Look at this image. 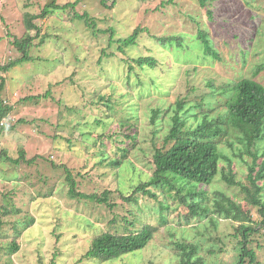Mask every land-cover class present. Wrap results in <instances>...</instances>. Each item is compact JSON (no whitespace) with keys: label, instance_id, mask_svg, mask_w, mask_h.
I'll list each match as a JSON object with an SVG mask.
<instances>
[{"label":"rangeland","instance_id":"rangeland-1","mask_svg":"<svg viewBox=\"0 0 264 264\" xmlns=\"http://www.w3.org/2000/svg\"><path fill=\"white\" fill-rule=\"evenodd\" d=\"M49 1L0 0V66L22 58L13 42L28 32L25 14L39 16ZM75 1L57 0V4L64 6ZM169 1L116 0L112 9H106L102 0H82L77 11L81 15L87 12L92 26L85 20L71 19L68 11L57 10L34 22L40 34L30 55L36 60L22 62L7 73L0 72L7 80L1 99L14 106L6 118L8 124L11 119H33L30 126L19 124L11 131L0 132V206L4 203L2 196L14 192L15 196H11L20 211L2 219L0 247L11 245L16 232H22L18 239L20 251L10 257L8 250H2L0 264H176L164 229L142 252L109 263L86 259L95 236L108 228L113 215L104 207L95 209L86 198L72 199L67 174L63 175V169L52 171L51 166L52 161L66 166L80 184L78 190L82 194L119 188L129 195L152 175V144H159L168 135L172 110L179 97L185 96L188 89L197 88L182 111L191 108L186 116L193 115L195 98L207 91V80L214 79L217 86H222L251 78L257 66L264 67V0H211L206 5L201 0H173L168 4ZM112 4L113 0H107L108 7ZM135 30L139 31L135 45L122 53L119 40L130 37ZM201 31L222 60L205 54L199 40ZM29 33L36 36L34 31ZM48 35L46 43L39 45ZM157 38L168 43L162 45ZM169 39L174 40L171 47ZM178 39L182 46L177 44ZM141 57H153L155 68L134 63ZM255 80L264 85V69ZM111 90L121 100L116 105L113 102L109 109L107 102L98 97L109 95ZM36 96L41 97L35 104L37 108L33 102H24L27 97L37 101ZM156 109L168 115L163 117L162 113L153 123ZM156 127L163 129L155 134ZM129 135L136 136V141ZM22 148L28 160L37 158L33 167L24 166L18 173L1 153L7 150L17 158ZM119 148L128 151L127 161L115 169L106 161L123 157ZM235 162L238 178L248 186L246 167L238 159ZM26 174L31 175V184L22 177ZM208 190L241 199L245 196L239 188L225 185L220 177ZM260 195L264 198V193ZM114 198L120 204L116 210L120 220L129 214L131 220L135 217V231L147 224H158L151 201L139 199L136 207L122 202L119 195ZM168 202L172 205L169 218L173 227L178 226L188 208L174 200ZM244 211H250L260 222L257 209L245 202ZM193 220L191 227L177 230L180 240L198 244L200 256L204 257L211 251H225L218 260L231 264L235 256L232 236L239 224L222 219L215 220L217 225L211 219ZM27 223L30 227L23 231ZM196 226L201 232L205 230L202 235H197ZM260 235L264 238V229ZM259 240L262 246L257 247V252L264 260V240Z\"/></svg>","mask_w":264,"mask_h":264},{"label":"trees","instance_id":"trees-1","mask_svg":"<svg viewBox=\"0 0 264 264\" xmlns=\"http://www.w3.org/2000/svg\"><path fill=\"white\" fill-rule=\"evenodd\" d=\"M81 1L77 0L61 6L57 4V0H50L39 16L26 13L24 22L28 32L22 38H15L13 42L16 49L22 54V58L18 59L19 61L0 66V72L7 73L22 62L36 60L30 55L34 41L40 34V28L34 23L35 20L45 19L55 11L63 9L65 12L68 11L71 19L85 20L89 26H92L93 24L89 23L88 13L85 12L81 15L77 11V6ZM140 1L145 3L147 0ZM201 1L203 5H206L211 0ZM106 3L107 0H102L101 5L106 9H112L116 5V0H113L111 7H108ZM172 3L173 0L168 2V4ZM32 31L36 32V36L30 35L29 32ZM111 33V40H113L114 31L111 30ZM138 34L139 31L135 30L130 37L119 40L122 45L119 49L122 53H126L125 48L135 45ZM48 37L50 36H45L42 44L39 45L46 43ZM157 40L162 45L168 43V40L164 38H157ZM174 40L176 39L174 38ZM174 40L169 39L170 47ZM199 40L202 42L207 56L222 60L221 54L213 48L212 41L208 39L205 32H200ZM177 44L182 46L179 39ZM134 63L140 67L149 65L152 68H155L157 64L153 57H141ZM263 69L264 67L259 65L253 77H243L238 81L226 82L222 86H217L214 79L207 80V91L202 96L198 95L195 98L196 113L193 115L186 116L190 113L191 108L182 111L185 103L189 102L190 96L197 91V88H190L185 96L179 97L175 101V109L172 110L173 114L170 117L172 127L168 135L159 144L156 142L152 144L153 148L150 153L153 159L152 175L142 181L129 195L123 193L119 188L115 191L105 189L90 195L82 194L78 190L80 184L74 174L66 166H57L52 161V171H62L63 169L64 174H62H67L65 179L70 186L69 195L72 199L86 198L92 201L91 204L95 206V209L104 207L109 214L113 215V218L107 223L108 228L99 230L95 236L85 255L86 259L109 263L142 252L164 229V232L167 233L165 235L169 239V248L174 251L176 264H225L218 260L220 254L225 251L217 253L211 251L207 257L200 256V246L186 239H184L185 241L180 240V234L177 233V230L184 229L186 226L191 227L194 224L193 219H197L198 222L211 219L214 225L218 223L215 221L216 219H222L239 224L232 236L235 256L232 257L231 264H264V260L260 259L257 252V247L262 246L259 239L264 240L260 235V231L264 229V198L260 195L264 193V147H262L264 144V85L255 80ZM6 85V78L0 76V122L9 118L14 109L13 105H9L1 99ZM117 97L118 95L111 90L109 95L106 96L103 93L98 98L100 101L107 102V107L111 109L113 102H116V105L121 100ZM27 98V101L24 102H33L34 108H37L35 104L41 97L36 96L37 101ZM162 113L163 117L168 115L161 109L154 110L152 122L155 123L160 119ZM32 120H14L11 124L7 123L5 127L1 128L0 132L11 131L19 124L25 125V127L30 126ZM129 122L126 121L125 125ZM161 129L156 127L154 133L160 132ZM128 137L133 141L137 139L136 136L129 135ZM226 150H229L230 153H227ZM118 151L123 153V157L113 158L110 161L105 159L102 162L106 161L108 165L119 169L126 163L128 151L125 148H119ZM18 154V157L14 158L9 155L7 150H4L1 156H4L5 162L15 167L18 173L24 166L30 168L34 166L37 157L28 160L24 148L19 149ZM38 157L42 159L44 156ZM236 159L246 167L248 186L242 184L238 178L239 170L236 167ZM22 177L26 183L31 184L29 182L30 174ZM217 177L222 178L229 188H239L245 196H242L241 199L236 195L229 196L221 191L209 192L208 188L213 186ZM43 183L45 184L46 181ZM11 195L15 196V193L11 192L2 196L4 203L0 206V227L3 225L2 219L14 217L20 213ZM116 195H119L125 204L133 203L136 207H139V199L151 201L150 204L154 206L158 215V224H147L135 231L137 224L135 217L132 216L134 220H131L129 214L120 220V215L116 214V210L120 206L114 198ZM170 200L188 208L186 216L181 217V221L175 227L169 218L172 215V205L168 202ZM244 202L249 207L257 209L259 217H261L259 223L256 222L250 211H244ZM29 227L30 224L27 223L23 231ZM196 229L197 235H202V232L205 231L201 232L198 226ZM21 235L22 232L17 231V237L11 242V245L1 246L0 252L6 249L9 252L7 256L10 257L17 254L21 249L18 244Z\"/></svg>","mask_w":264,"mask_h":264},{"label":"built area","instance_id":"built-area-1","mask_svg":"<svg viewBox=\"0 0 264 264\" xmlns=\"http://www.w3.org/2000/svg\"><path fill=\"white\" fill-rule=\"evenodd\" d=\"M5 123H6V120H5V119L2 120V121L0 122V128L5 127Z\"/></svg>","mask_w":264,"mask_h":264},{"label":"clouds","instance_id":"clouds-1","mask_svg":"<svg viewBox=\"0 0 264 264\" xmlns=\"http://www.w3.org/2000/svg\"><path fill=\"white\" fill-rule=\"evenodd\" d=\"M3 120H4V119H3ZM5 120H6V119H5ZM10 121H11V122H13L14 120H13V119H11ZM7 123H8V122L6 121V124H5V126L7 125ZM0 129H1V128H0Z\"/></svg>","mask_w":264,"mask_h":264}]
</instances>
